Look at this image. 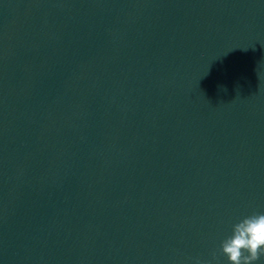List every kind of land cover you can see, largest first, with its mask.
<instances>
[{
    "label": "water",
    "instance_id": "obj_1",
    "mask_svg": "<svg viewBox=\"0 0 264 264\" xmlns=\"http://www.w3.org/2000/svg\"><path fill=\"white\" fill-rule=\"evenodd\" d=\"M253 213L264 0H0V264H229Z\"/></svg>",
    "mask_w": 264,
    "mask_h": 264
},
{
    "label": "clouds",
    "instance_id": "obj_2",
    "mask_svg": "<svg viewBox=\"0 0 264 264\" xmlns=\"http://www.w3.org/2000/svg\"><path fill=\"white\" fill-rule=\"evenodd\" d=\"M219 252L229 264H257L264 257V213H253L233 224L232 234L221 242ZM212 257L216 259V252Z\"/></svg>",
    "mask_w": 264,
    "mask_h": 264
}]
</instances>
